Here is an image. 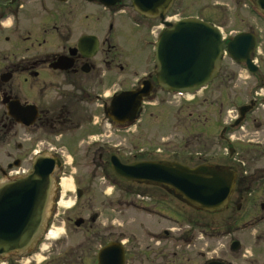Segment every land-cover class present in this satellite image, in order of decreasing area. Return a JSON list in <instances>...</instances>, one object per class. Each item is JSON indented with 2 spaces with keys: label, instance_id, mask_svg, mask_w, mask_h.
Listing matches in <instances>:
<instances>
[{
  "label": "flooded vegetation",
  "instance_id": "af4514ba",
  "mask_svg": "<svg viewBox=\"0 0 264 264\" xmlns=\"http://www.w3.org/2000/svg\"><path fill=\"white\" fill-rule=\"evenodd\" d=\"M51 1L52 4L60 6L67 4L69 0L64 3ZM79 1L89 6L88 8L93 4L85 0ZM121 6L120 2L107 7L108 23L104 28L92 31L91 12H45L44 0H0V183L27 175L32 171L37 159L47 158L55 163L52 174L54 186H60L58 180L62 179L61 175L65 174V171L72 168V164H81L82 170H88V164L93 166L86 176L79 174L72 179V192L75 193L76 199L73 209L77 207V202L83 195L96 184L95 178L99 180L103 193L108 190L109 184L119 189V184L124 180L118 179L114 174L111 157L115 156L124 163L123 154L120 152L122 148L119 141L115 143L111 139L112 143L99 137H109L107 132H124L136 126L147 131L150 124H141L143 117L149 116L150 123L156 118L155 113L151 111V106L156 105V66L153 63L151 67L149 63L151 70L143 75L138 74L140 63L134 57L135 53L130 49L131 56H126L124 49L126 38L132 34L136 37L141 30L147 37H141L142 46H152V26H146L140 20H158L148 19L134 12L140 20L128 18L124 21L119 15L122 12ZM69 19H78L80 23L70 25ZM136 42V39L132 42L135 47ZM135 52L137 53V49ZM143 80L150 81L152 90L140 101L138 119L126 122L123 118L114 116L115 100L118 112L122 109L119 96L126 91L141 88ZM237 126L231 124L229 127L234 130ZM224 131L225 127L219 133L221 138ZM229 149L230 158L238 155L235 149ZM237 161L242 163L239 159ZM202 164L218 165L208 162ZM228 167L236 172V177L235 187L226 208L209 213L185 203L184 205L195 213L216 214L226 211L232 204L236 205V211L240 210L242 202L250 204L251 197L248 195L251 194L244 189L246 176L237 172L236 168L229 165ZM96 170L100 171L99 175H96ZM55 191L57 198V187L54 188ZM55 204L54 197L46 229L54 224V218L57 216L53 212ZM258 208L249 220H240L235 216L234 219L219 224L218 227L224 230L218 235H204L202 220L187 218V223L192 230L195 229L197 236L192 234L177 237L180 244L176 248L186 249L198 242L201 246H198L199 259L196 264H264V203L259 204ZM84 217L90 222L88 226H84L86 218L80 214L66 217L68 231L76 233L84 230L85 234L90 232V235H84L80 241L69 244L73 264H99V251L110 243L122 245L123 264H177L168 260L171 253H164L161 251L162 247H159L158 251L153 250L156 243H172L173 238L169 235V230L165 231V237H151L153 245L148 243L145 247L140 245L141 238L133 237V253L130 256L129 249L125 247L128 240L118 236L93 234L97 213L85 214ZM78 218L83 222L76 225ZM237 223L256 229L248 242L243 243L233 237L237 231L234 225ZM62 224L64 225L63 222ZM43 238L44 236L41 237ZM153 238H159L161 241L155 242ZM204 238L213 239L221 245V248L218 251L213 250L207 259L204 257ZM93 241H97V245ZM174 253L176 254V251ZM32 254L33 252L26 255L13 254L10 257L17 259ZM188 262V258L181 257L178 264ZM111 264H118V261L112 260Z\"/></svg>",
  "mask_w": 264,
  "mask_h": 264
},
{
  "label": "rangeland",
  "instance_id": "374dc122",
  "mask_svg": "<svg viewBox=\"0 0 264 264\" xmlns=\"http://www.w3.org/2000/svg\"><path fill=\"white\" fill-rule=\"evenodd\" d=\"M52 3L51 0H44L45 12L82 14L91 12L92 31L104 28L109 21L107 10L97 3H93L90 8L79 0H69L67 4L60 6ZM121 3L122 12L119 14L121 19L140 20L134 13L130 0H121ZM186 16H196L204 21L213 22L222 30L226 39L239 32H252L256 36V47L252 57L258 67L256 73L250 74L243 64L233 61L227 54L222 60L216 78L193 98L169 94L156 85L154 95L156 105L151 106L156 118L150 123V117L145 116L140 122L149 123V130H140L139 126H136L124 132H107L110 134L109 137L99 138L108 139L110 142L113 139L115 143L119 141L125 164L143 160H171L188 166L208 162L236 168L237 172L246 176L244 189L251 194L248 195L251 197L250 204L242 202L239 211H236V205L232 204L221 213L199 214L164 188L122 181L119 189L109 184L108 190L103 193L99 180L95 178V187L87 191L73 209L76 199L75 193L72 192L74 189L72 179L79 174L86 176L93 166L88 164V170H82L81 164L79 166L72 164V168L65 171L66 173L61 175L62 179L58 180L61 186L55 184L59 195L56 198L55 191L49 204L48 214L52 212L55 197L57 204L53 212L57 216L52 227L50 225L48 229L58 232V237L53 239L47 234L41 239L39 247L33 250L32 255L17 259L8 256L2 260V264H73L69 244L80 241L84 235H90V232L85 234L84 230L76 233L68 231L66 217L80 214L85 219V214L95 213L98 218L93 224V234L118 236L128 240L125 247L129 249L130 256L133 253V241L137 237L142 239L140 245L145 247L148 243L153 245L151 237H165V231L169 230L171 233L169 235L173 238L172 243L165 245L156 243L153 250L158 251L159 247H162L161 251L171 253L168 260H173L177 264L181 257L188 258V264H196L199 259L198 246H201L198 242L186 249L176 248L180 244L177 237L196 234L195 229L192 230L187 223L190 217L195 221L201 219L204 223V235L210 236L222 234L224 228L218 227L219 224L234 219L235 216L240 220H249L259 210V204L264 203V17L254 9L250 0H175L166 17L173 22ZM140 21L146 26H152L150 34L152 40L164 29L158 20ZM68 22L70 25L80 23L78 19H69ZM142 36L143 39L146 37L141 30L136 37L132 34L126 38L124 49L126 56H131L130 49L135 53L134 57L140 63L138 74L141 75L151 70L148 67L149 63L151 67L154 63L152 46L140 47V43L143 42ZM135 39L138 41L136 47L132 43ZM251 101L254 102L252 109L245 114L239 126L230 130L229 126L238 117L239 107ZM224 127L225 131L221 138L219 133ZM229 148L235 149L238 155L230 158ZM96 172V175L100 174L99 170ZM100 181L102 182L101 179ZM89 223L86 218L84 226H88ZM234 226L237 231L233 237L243 243L248 242L249 237L256 231L249 225L242 226L241 223ZM153 241L161 240L153 238ZM93 242L95 245L98 243ZM204 243L205 259L212 255L213 250L218 251L221 248L213 239L204 238ZM226 249L229 253L227 247Z\"/></svg>",
  "mask_w": 264,
  "mask_h": 264
},
{
  "label": "water",
  "instance_id": "95a60500",
  "mask_svg": "<svg viewBox=\"0 0 264 264\" xmlns=\"http://www.w3.org/2000/svg\"><path fill=\"white\" fill-rule=\"evenodd\" d=\"M98 1L114 5L120 0ZM251 1L264 14V0ZM172 2L131 0L135 11L146 17L158 16L161 20ZM164 25L166 29L154 47L157 85L170 93L193 94L205 87L220 68L223 55L221 33L217 27L197 18H185L174 24L165 22ZM254 42L253 34L238 33L226 44L228 53L236 61L244 62L250 73L257 71L250 59ZM150 90V83L144 81L141 89L122 93L119 96L122 109L117 112L115 100L113 115L124 121L136 119L139 102ZM250 107L240 108V118L234 124L239 123ZM54 166L53 160L37 159L27 175L0 183V258L27 252L39 240L52 192ZM111 168L122 179L165 188L189 206L208 212L220 211L227 206L236 176L228 166L200 164L189 167L178 162L156 160L125 164L115 156L111 157ZM82 221L79 218L75 224ZM123 257L122 246L110 243L99 251L98 263L111 264L112 260H117L118 264H123Z\"/></svg>",
  "mask_w": 264,
  "mask_h": 264
},
{
  "label": "bare ground",
  "instance_id": "6f19581e",
  "mask_svg": "<svg viewBox=\"0 0 264 264\" xmlns=\"http://www.w3.org/2000/svg\"><path fill=\"white\" fill-rule=\"evenodd\" d=\"M52 184H53V180H52ZM49 237L55 239L56 237H58V232H53V231L50 232L49 233Z\"/></svg>",
  "mask_w": 264,
  "mask_h": 264
}]
</instances>
